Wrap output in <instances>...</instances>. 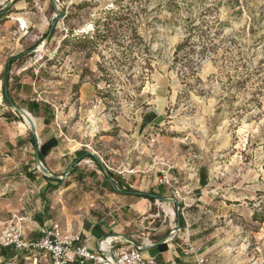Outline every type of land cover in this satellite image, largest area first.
<instances>
[{
  "label": "rangeland",
  "instance_id": "rangeland-1",
  "mask_svg": "<svg viewBox=\"0 0 264 264\" xmlns=\"http://www.w3.org/2000/svg\"><path fill=\"white\" fill-rule=\"evenodd\" d=\"M56 2L62 17L47 40L53 1H13L0 18V70L12 53L25 52L17 64L37 68L44 94L56 105L55 119L78 125L104 165L115 167L133 155L137 168L156 171L158 179L170 155L176 157L167 159L170 165L178 166L182 157L207 165L211 180L204 197L220 247L228 248L231 263L264 264V0ZM10 16L24 17L41 43L13 49L4 42L19 24ZM10 83L12 100L28 110L25 98L11 93L15 81ZM1 101V111L25 124ZM161 108L162 126L137 133L141 114ZM117 145L118 155L112 151ZM8 154L14 162L0 153V241L15 216L31 241L41 204L38 183L26 173L33 160ZM139 174L133 183L143 179L145 173ZM127 187L122 189H135ZM188 194L183 196L195 201L193 191ZM12 252L0 264H52L44 251Z\"/></svg>",
  "mask_w": 264,
  "mask_h": 264
},
{
  "label": "crops",
  "instance_id": "crops-1",
  "mask_svg": "<svg viewBox=\"0 0 264 264\" xmlns=\"http://www.w3.org/2000/svg\"><path fill=\"white\" fill-rule=\"evenodd\" d=\"M4 2L5 0H0V5ZM10 18L13 22L19 23H16L14 33L7 35V41L2 39L10 47L18 48L28 41H36L34 44L36 45L40 41H37L38 35L35 39L34 35L29 33L28 23L24 28L20 26V22H27L24 17L10 16ZM2 38L5 37L2 36ZM42 47L43 44L40 49ZM23 53L25 52L16 51L12 53L6 64L7 66L11 58L19 56L12 63L9 71L10 80L15 81V88L11 93L16 92L19 97L25 98L29 110L27 111L37 122L39 148L50 139L57 141L56 145L44 157L45 166L54 174H68L55 189L53 186L57 182L48 179V176L44 174H38L34 163L35 137L27 128L26 123L23 124L18 119L13 118V115L1 111V100L4 97V82H1L0 153L4 155V160H11L12 162H14V156L11 159L8 152H12L14 155L23 153L21 159L31 155L33 161L27 167L26 173L34 182L38 183L40 192V210L35 216L34 222V226H36L34 228H37L35 233L37 238L33 237L31 241L38 240L42 236L43 228L53 222H59L64 230L69 233L80 234L82 242L93 252H98L101 245L110 247V243L120 242L119 240L129 243L127 239H131L139 245L148 246L168 236L178 221L176 206L169 203L175 211V216L172 217L165 209L163 202L154 197L151 199V196H149L150 198L141 196L136 192L164 196L172 191L169 186L157 183L156 171L148 170L151 172L148 173L137 168V165L132 163L136 159L133 155L124 158V161L129 159L127 162L120 158L115 167L111 163L105 162L110 174L109 177L99 162L101 155L91 147V144L84 143L82 129L76 124L66 125L64 122L55 119L57 117L55 114L56 105L44 94L46 90L42 89V78L41 74L37 73V68H32V65L25 63L17 64L22 57L20 55ZM6 66L0 70L3 81ZM10 85L12 88V83ZM3 108L5 109V107ZM162 108L146 109L139 118L135 128L136 132L151 130L156 125L162 126L165 121ZM92 132L97 131L92 128ZM133 136L135 138L136 134ZM134 138L132 141H135ZM112 151L118 155L122 150L117 145ZM169 158L171 161H174L173 158L176 159L170 155L164 161ZM194 158H198V156ZM188 159L186 161L185 158H180L179 169H176L179 165L174 163L171 173L175 181L180 183L179 188L184 191V194L186 192L190 195L193 191L196 199L191 201L185 197V201H179L183 211L180 214L178 230L164 242L143 251L145 255L155 257L160 262L175 260L193 262L195 255L186 253L187 247L193 245L198 249V253L204 254L208 258V264H235L231 263L228 248L220 247L222 241L215 231L217 228L213 227L215 217L208 215L211 210L207 207L208 200L204 196L205 192L208 193L207 187L211 180V170L207 165L196 164L197 160L192 157ZM162 165L165 168L164 164ZM155 167L158 166L155 165ZM140 172L145 173L143 179H139L140 182L137 181L139 183H133L134 178L140 176ZM194 181L196 183L191 187ZM127 185L135 187L136 190L125 191L122 189L128 188ZM185 202H191L193 205L186 208ZM109 238L110 241H108ZM5 248L11 249L9 254L12 253L13 256L9 258L14 257L12 251L17 249L14 247ZM72 264L80 263L74 262Z\"/></svg>",
  "mask_w": 264,
  "mask_h": 264
},
{
  "label": "built area",
  "instance_id": "built-area-1",
  "mask_svg": "<svg viewBox=\"0 0 264 264\" xmlns=\"http://www.w3.org/2000/svg\"><path fill=\"white\" fill-rule=\"evenodd\" d=\"M21 27H26V22H20ZM166 170L158 179L159 183L166 184L172 190V197L179 201H185L184 191L175 186V179L171 175V168L167 160L163 163ZM185 207H191L193 203L185 202ZM183 208L181 209V213ZM21 219L17 216L7 222L3 230L0 244L5 247L20 249H35L44 251L49 255L52 264H208V258L198 253V249L189 245L186 253L195 255L193 262L184 261H158L155 257L145 255L144 251L131 243L120 242L110 243V247L100 246L98 252L91 251L83 242L80 234L69 233L59 222H53L42 230V236L35 241H26L20 226ZM102 251L111 254H103Z\"/></svg>",
  "mask_w": 264,
  "mask_h": 264
},
{
  "label": "water",
  "instance_id": "water-1",
  "mask_svg": "<svg viewBox=\"0 0 264 264\" xmlns=\"http://www.w3.org/2000/svg\"><path fill=\"white\" fill-rule=\"evenodd\" d=\"M13 1L14 0H9L7 2L6 9H9V7L12 5ZM52 1L54 3L56 15H55V18L53 19V21H52V23L50 25V29H49L48 35L45 38L47 40L51 37V35H52V33H53V31H54V29L56 27V24L58 22V19L62 17V13H60V11H59V7H58V4H57L56 0H52ZM2 12H5L4 9L2 10ZM40 43H41V41H40ZM4 93H5L6 99H7L8 103H9V105L11 106V108L17 114H19L24 120L28 121L29 130L32 133V135L35 137V140H36L35 161H36L38 169L44 175H46L48 177H52V178H55V179L63 180L66 175L54 174L49 168H47L45 166V164L43 163L42 159L40 158V154H39V139H38V135H37V125H36V121H35L34 117L31 115L30 112H28L26 109L22 108L21 106H19L17 103H15L14 101H12L10 99L9 94H8V86L7 85L4 86ZM99 162H100L101 166L104 168L105 173L110 177V174L108 172L107 167L101 161H99ZM136 193L137 194H143L142 192H136ZM149 195L151 197H154V198L158 199V200H163V201H165L167 203L175 205L176 206V213L178 214V221H177L175 227L170 231V234L168 236H166L165 238H163L159 242L150 244L148 246L147 245H139L136 242L132 241L131 239H127V241L129 243H131L132 245H134L136 247H139L142 250L150 249V248H152V247L164 242L165 240H167L170 237V235L175 233L178 230V228L180 227V214H181L182 207H181V204H180L179 200L176 199L175 197L160 196V195H156V194H149ZM100 251L103 254H111L110 252H107V251H102V250H100Z\"/></svg>",
  "mask_w": 264,
  "mask_h": 264
},
{
  "label": "trees",
  "instance_id": "trees-1",
  "mask_svg": "<svg viewBox=\"0 0 264 264\" xmlns=\"http://www.w3.org/2000/svg\"><path fill=\"white\" fill-rule=\"evenodd\" d=\"M8 10H9V9H6L5 12H2V10H0V18H2V17L4 16V14H5ZM47 34H48V33H47ZM47 34H46V35H47ZM40 41H41V39H40ZM40 41H39L38 43H36V45L39 44ZM36 45H34L32 48H35ZM23 55H24V53L21 54L20 57L23 56ZM18 57H19V56H18ZM18 57L16 56V57L10 59L8 65L6 66V69H5V71H4V74H3V78H4V86H5V85L8 86V94H9V97H10L11 100H12V98H11V96H10V92H9V84H10V75H9V71H10V69H11V65H12V63H13ZM4 98H5V101L8 103V101H7V99H6V96H5V93H4ZM12 101H13V100H12ZM56 143H57V141H56L55 139H50V140L44 142V143L40 146V148H39V154H40V158L42 159V161H44V157L48 154V152L51 150V148H52L53 146L56 145ZM85 156H87V155H85ZM88 156H91V155H88ZM48 179L57 182V184L53 186L54 189H55V188H58L60 182L62 181V180H59V179H54V178H52V177H48ZM140 195H141V196H144V197H148V198H150V197H149V196H150L149 193H143V194H140ZM151 199H154V198L151 197ZM9 250H11V249H10V248H5L4 246L0 245V257H3V258H7V259H8L9 257L13 256L12 253H11L12 255L9 254Z\"/></svg>",
  "mask_w": 264,
  "mask_h": 264
},
{
  "label": "bare ground",
  "instance_id": "bare-ground-1",
  "mask_svg": "<svg viewBox=\"0 0 264 264\" xmlns=\"http://www.w3.org/2000/svg\"><path fill=\"white\" fill-rule=\"evenodd\" d=\"M24 122L26 123V125H28V121L27 120H24ZM37 123V122H36ZM90 162V161H89ZM165 209L167 210V212L169 214H171L172 217L175 216V211L174 209L172 208L171 205H169V203L165 206ZM108 241H110V238L108 239Z\"/></svg>",
  "mask_w": 264,
  "mask_h": 264
}]
</instances>
